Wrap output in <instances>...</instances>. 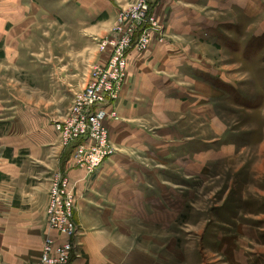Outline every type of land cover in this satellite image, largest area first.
<instances>
[{
	"label": "rangeland",
	"instance_id": "1",
	"mask_svg": "<svg viewBox=\"0 0 264 264\" xmlns=\"http://www.w3.org/2000/svg\"><path fill=\"white\" fill-rule=\"evenodd\" d=\"M20 1L24 3L23 14L28 18L37 14H43L45 18L38 25L28 27L26 36L18 35L19 30L14 32L12 45H21L14 57L7 56L4 37L0 41V101H5L2 106L14 109L19 102L32 104L59 120L62 109L71 101L67 91L69 85L80 87L77 92L85 89L92 69L101 63L100 55L104 54L99 42L111 38L120 25L121 14L141 0ZM40 3L45 9L38 7ZM114 7L119 12L109 14L107 10ZM188 11L189 16L185 14L183 17H189V24L193 27L191 31L199 39L190 36L186 41L187 46H191V56L197 65H201L192 67L194 80L202 68L223 74L235 87L202 89L195 83L191 87L181 86L187 88V100L168 102L170 106L161 110L165 121L161 125L149 123L159 130L153 129V133L160 132L157 137L164 141V151H167L165 162L161 164L147 153L136 161L148 171L145 179L151 183L150 191H147L149 195L153 198L168 195L170 212H191L185 215L186 218L171 222L172 227L179 224V227L189 229L193 225H203L207 232L214 225L211 211L224 205L232 210L230 212L236 218L231 220L233 223L248 225L251 238L262 240L264 0H220L214 5L205 1L203 5L189 6ZM233 90L236 91L234 95ZM189 95L192 100H189ZM50 102L53 104L48 107ZM219 140H227L225 142L229 144L239 142L223 149L216 148L218 154L209 157L205 151L190 156H175L169 151L172 145H188L193 141L202 145ZM112 146L116 154L113 143ZM10 153L11 149H0L2 157L10 156ZM142 193L146 196L145 192ZM192 212H196L195 215ZM83 224L84 229L80 224L81 232H86L88 241L84 244L81 261L76 264H101L104 248L107 245L116 247L120 243L136 252L135 256L141 258L139 264H150L147 260L150 254L148 246L151 256L155 251L160 256L159 260L165 262L162 245H155L156 248L153 243L147 245L146 237L151 227L144 223L114 222L112 218L101 217L85 218ZM153 228L156 231L149 241L161 240L160 228ZM179 238L183 241L180 245L175 242ZM170 239L171 244L178 245L177 252L180 248H188L184 235L179 237L178 233H172ZM196 245L200 247L199 240L191 244L192 247Z\"/></svg>",
	"mask_w": 264,
	"mask_h": 264
},
{
	"label": "crops",
	"instance_id": "2",
	"mask_svg": "<svg viewBox=\"0 0 264 264\" xmlns=\"http://www.w3.org/2000/svg\"><path fill=\"white\" fill-rule=\"evenodd\" d=\"M19 1L0 0V41L4 37L7 56L13 57L21 48V45H12L14 32L19 30L18 35L26 36L28 27L38 25L45 18L43 14L28 18L23 14L24 3ZM205 1L212 5L220 2L173 0L170 3H157L155 15L165 25L168 37L164 43H154L142 54H129L128 77L117 102L118 118L107 121L109 136L117 153L92 177H87L85 172L75 166L71 150L62 147L54 125L65 118L80 87L70 84V89L67 88L71 101L62 109L59 120L53 119L51 113L33 107L32 104L19 102L14 109L2 106L1 103L5 101H0V135L4 136L0 138V149H11L10 156H0V264L39 263L44 241L48 236L46 210L49 205L50 183L54 175L60 172L77 182L79 202L76 216L82 229L85 218L101 217L112 218L114 222L144 223L151 227L146 237L147 245L153 243L154 248L155 245H162L165 262L159 260L160 256L155 251L151 256L152 251L148 246L150 254L147 260L150 264H263L264 239H252L248 225L233 223L231 220L236 218H233L228 206L223 205L211 211L214 225L207 232L203 225H193L194 227L186 229L185 226L179 227L178 222V227H172L171 222L173 224L184 219L191 212H170L168 195L154 198L149 195L147 191H150L151 183L145 179L148 171L136 161L147 153L154 160L161 161V164L165 162L167 151H164V141L157 137L160 132L153 133V129L159 130L149 126V123L161 125L165 121L161 110L170 106L168 102L187 100V88L181 86L191 87L195 83V86L202 89L235 87L223 74L202 68L198 70V76L194 80L195 72L192 67L201 65H197L191 56V46H187L186 41L190 36L198 38L191 31L193 27L189 24V17L183 16H189V6L203 5ZM37 5L45 9L41 3ZM117 10L114 7L107 11L114 14L119 12ZM100 58L101 63L108 59L107 54L100 55ZM84 86L85 84L82 88ZM189 97L192 100L190 95ZM236 98L239 100L240 94ZM52 104L50 102L48 107ZM225 141L227 140L215 141V144L204 142L202 145L193 141L188 145H172L169 151L175 156H190L205 151V155L209 157L218 154L216 148L223 149L239 142L229 144ZM195 213L192 212L194 215ZM229 214L232 215L231 219ZM154 226L160 228L159 235L162 239L149 241L156 231L153 230ZM172 233H178L179 237L184 235L188 248H180L177 252L178 245L183 241L181 238L176 240L177 247L171 244L169 238ZM85 234L86 232L82 233L77 240L78 257L72 264L82 259L83 247L88 241ZM196 240L200 241V247L191 246ZM104 251L101 264H139L141 260L135 256L136 252H132L123 243L116 247L107 245Z\"/></svg>",
	"mask_w": 264,
	"mask_h": 264
},
{
	"label": "built area",
	"instance_id": "3",
	"mask_svg": "<svg viewBox=\"0 0 264 264\" xmlns=\"http://www.w3.org/2000/svg\"><path fill=\"white\" fill-rule=\"evenodd\" d=\"M173 0H141L120 16L111 38L100 41L107 61L98 63L85 89L75 93L65 118L55 126L64 149H71L75 166L94 176L115 155L107 121L118 118L117 102L128 77L129 54H142L154 43H164L166 28L155 15L157 3ZM46 210L48 236L38 264H72L78 257L81 226L76 216L78 185L60 172L50 183Z\"/></svg>",
	"mask_w": 264,
	"mask_h": 264
}]
</instances>
